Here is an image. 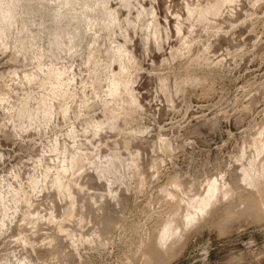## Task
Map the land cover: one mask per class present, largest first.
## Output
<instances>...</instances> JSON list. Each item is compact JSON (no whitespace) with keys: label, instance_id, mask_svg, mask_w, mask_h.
Masks as SVG:
<instances>
[{"label":"rangeland","instance_id":"obj_1","mask_svg":"<svg viewBox=\"0 0 264 264\" xmlns=\"http://www.w3.org/2000/svg\"><path fill=\"white\" fill-rule=\"evenodd\" d=\"M0 264H264V0H0Z\"/></svg>","mask_w":264,"mask_h":264}]
</instances>
